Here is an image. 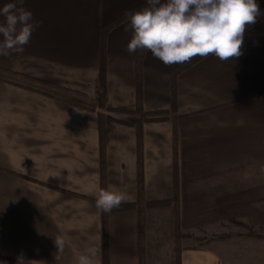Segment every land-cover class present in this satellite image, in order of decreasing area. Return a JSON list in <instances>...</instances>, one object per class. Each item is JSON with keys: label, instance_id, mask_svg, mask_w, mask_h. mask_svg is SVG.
Returning a JSON list of instances; mask_svg holds the SVG:
<instances>
[{"label": "crops", "instance_id": "obj_1", "mask_svg": "<svg viewBox=\"0 0 264 264\" xmlns=\"http://www.w3.org/2000/svg\"><path fill=\"white\" fill-rule=\"evenodd\" d=\"M9 2L0 0V8ZM257 3L263 15L264 0ZM145 5L146 0H25L41 24L22 54L0 56V68L87 99L0 75V264H77L93 246L99 248L96 264H104V213L96 208L102 188L100 114L107 122H145L146 201L174 199L177 178L182 221L264 208V19L245 32L240 57L221 61L209 55L172 83L174 72L190 61L165 66L147 51L139 66L141 49L127 51V20L112 27ZM103 65L105 109L96 97ZM106 125L107 190L124 192L121 204L136 203V128ZM57 236L65 240L63 253H57ZM107 253L110 264H141L136 210L108 214ZM181 264L222 260L204 245L183 250Z\"/></svg>", "mask_w": 264, "mask_h": 264}, {"label": "clouds", "instance_id": "obj_2", "mask_svg": "<svg viewBox=\"0 0 264 264\" xmlns=\"http://www.w3.org/2000/svg\"><path fill=\"white\" fill-rule=\"evenodd\" d=\"M25 0H12L0 8V56L22 54L41 22L34 21ZM147 6L125 13L131 39L129 53L150 51L165 66L185 63L194 57L214 55L221 61L240 57L248 27L262 15L257 0H146ZM126 199L119 190L100 189L96 208L102 213L118 208ZM57 253H63L65 240L57 236ZM98 247H90L77 264H96ZM59 255L55 259H59Z\"/></svg>", "mask_w": 264, "mask_h": 264}, {"label": "rangeland", "instance_id": "obj_3", "mask_svg": "<svg viewBox=\"0 0 264 264\" xmlns=\"http://www.w3.org/2000/svg\"><path fill=\"white\" fill-rule=\"evenodd\" d=\"M175 220V209L170 206L149 212L147 264H171L177 239L182 251L204 245L213 248L222 264H264V208L227 211L219 217L191 221L189 229L180 222L179 235H175Z\"/></svg>", "mask_w": 264, "mask_h": 264}, {"label": "trees", "instance_id": "obj_4", "mask_svg": "<svg viewBox=\"0 0 264 264\" xmlns=\"http://www.w3.org/2000/svg\"><path fill=\"white\" fill-rule=\"evenodd\" d=\"M147 6V5H145ZM264 19V14L261 15L257 23L262 21ZM126 20V17H123L116 21L112 27H115L118 24H121ZM254 26V25H253ZM247 28L249 30L251 27ZM246 30V31H247ZM147 50H140L138 55V65H141L142 59L145 55ZM203 58L197 56L194 60L187 63L182 69L177 70L172 75V83H175L176 77L179 75L180 71L184 68L191 66L195 62L202 60ZM105 66H102V70L99 76V79L97 81V90H96V97L98 101V105L101 109L106 108V101H107V86H106V74H105ZM0 75H3L4 77H8L10 79H20L22 83L31 85L37 89H42L44 91L48 92H59L70 96H75L82 98L83 100L87 99L86 95L77 93L75 91H71L69 89L59 87L56 85H53L51 83H47L38 79H34L19 73H15L9 70H5L0 68ZM18 81V80H17ZM12 82V81H11ZM14 83V82H13ZM119 122L128 126H132L136 128L137 131V142H138V161H137V174H138V200L136 203L133 204H120L118 208L112 209L110 212H119V211H126V210H136L139 214L140 219V254H141V264H147V244H148V235L146 231V224H147V218L149 216V212L151 210L157 209V208H166L167 206L173 207L175 209V216H176V230L175 235L179 233V223L181 222V225L183 227L189 229L190 222H182L179 215V195H178V179L176 178V197L172 200H166V201H146L144 198V155H143V121L131 119L130 121H121V120H114V119H108L105 120L104 116L100 114V148H101V189L107 190V172H106V147L108 144V130L106 123L111 122ZM244 209H250V208H244ZM235 212H240L242 209L234 210ZM110 212L104 213V245H105V255H104V264H110L109 263V257L107 253V217ZM225 212V211H223ZM227 212V211H226ZM223 213L217 214L219 217ZM205 219V218H204ZM201 219V220H204ZM194 222V221H193ZM179 235V234H178ZM180 241L179 239L176 240V245H174V252L173 255H171V264H181V253L182 249L179 247Z\"/></svg>", "mask_w": 264, "mask_h": 264}]
</instances>
